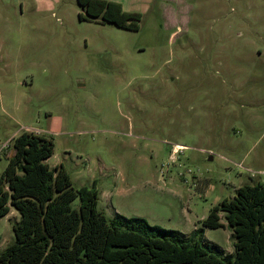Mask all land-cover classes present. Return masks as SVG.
<instances>
[{"label":"rangeland","instance_id":"374dc122","mask_svg":"<svg viewBox=\"0 0 264 264\" xmlns=\"http://www.w3.org/2000/svg\"><path fill=\"white\" fill-rule=\"evenodd\" d=\"M111 1L136 30L79 19L76 0H0V173L15 136L40 134L107 222L188 234L238 186L264 188V0ZM219 216L205 242L232 252ZM18 218H0V250Z\"/></svg>","mask_w":264,"mask_h":264},{"label":"trees","instance_id":"16d2710c","mask_svg":"<svg viewBox=\"0 0 264 264\" xmlns=\"http://www.w3.org/2000/svg\"><path fill=\"white\" fill-rule=\"evenodd\" d=\"M85 15L136 30L139 15L109 0H76ZM52 142L30 131L15 136L3 153L0 218L13 207V241L0 250V264H264V188L242 184L231 198L212 206L188 234L116 213L110 222L96 210L98 191L71 186L61 165L49 168ZM77 199L76 207L71 205ZM232 252L205 242L204 229L223 227Z\"/></svg>","mask_w":264,"mask_h":264},{"label":"crops","instance_id":"0c3cea01","mask_svg":"<svg viewBox=\"0 0 264 264\" xmlns=\"http://www.w3.org/2000/svg\"><path fill=\"white\" fill-rule=\"evenodd\" d=\"M225 250V249H224ZM226 251V250H225ZM227 252H229V251H227Z\"/></svg>","mask_w":264,"mask_h":264}]
</instances>
